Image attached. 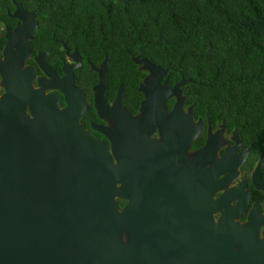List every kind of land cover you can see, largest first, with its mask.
Here are the masks:
<instances>
[{
  "label": "water",
  "instance_id": "obj_1",
  "mask_svg": "<svg viewBox=\"0 0 264 264\" xmlns=\"http://www.w3.org/2000/svg\"><path fill=\"white\" fill-rule=\"evenodd\" d=\"M22 18L17 30L31 36L36 24ZM21 42L22 58L28 44ZM6 54L0 62L5 89L0 95V264H264V232L261 239L257 237L264 218L258 205L248 222L232 221L245 205L244 199L227 207L218 224L214 222L213 212L240 189L212 198L216 186L226 181L216 182V170L234 159L230 151L209 172H199L210 158L214 136L195 156L188 172H122L179 168L201 122L186 131L182 122L189 117L177 112L168 128L163 121L164 101L182 92L186 80L168 87L166 76L159 85L166 69L142 58L155 75L144 80L143 115L134 121L118 107L122 88L113 108L103 105L101 72L97 100L104 113L118 119L127 142L120 148L116 134L102 128L113 140L110 154L78 124L84 106L78 90L69 84L67 68L65 81L54 84L66 101L64 108H58L54 95L30 90L31 73L18 72V56L11 59ZM30 96L35 101L29 106L32 116L25 109ZM154 126L160 127L161 144L150 138ZM243 159L240 154L232 167ZM178 173L185 188L192 185V191L200 175L204 203L199 210L187 212L185 206L171 202L170 196L178 191L170 180L175 181ZM118 198L128 200L122 209Z\"/></svg>",
  "mask_w": 264,
  "mask_h": 264
},
{
  "label": "trees",
  "instance_id": "obj_2",
  "mask_svg": "<svg viewBox=\"0 0 264 264\" xmlns=\"http://www.w3.org/2000/svg\"><path fill=\"white\" fill-rule=\"evenodd\" d=\"M17 1L34 14L35 41L73 43L93 64L108 57L109 82H122L133 110L146 74L136 69L137 55L165 68L169 85L186 80L194 119L233 132L249 147L245 166L259 156L264 162V0Z\"/></svg>",
  "mask_w": 264,
  "mask_h": 264
},
{
  "label": "flooded vegetation",
  "instance_id": "obj_3",
  "mask_svg": "<svg viewBox=\"0 0 264 264\" xmlns=\"http://www.w3.org/2000/svg\"><path fill=\"white\" fill-rule=\"evenodd\" d=\"M0 6V62L6 60V52H8L11 59H15V56H18L17 60L19 59V64L17 71L31 73L27 85L30 90L32 92L40 91L43 96H47L48 94L54 95V102L58 108H64L66 106V101L63 91L54 84L65 81L63 78H65L67 72L64 70V67L67 68L69 76H71V78H69V84L73 85L78 90L84 106L77 119L80 127L89 135L97 139L110 152V154H112L113 140L106 131L102 130V128L110 130L116 134L120 140V148H124L127 145V142L122 137V132L118 128V119L104 113L100 101L97 100V98H99L97 86L100 74L103 72L105 88L100 97L103 105L106 106L107 109L113 108L115 106L114 102L118 97L119 89L122 88L123 91L118 107L120 110L127 112L131 120L137 121L141 119L143 115L141 107L145 101V93L143 90L147 88L144 80L145 78L149 79L155 75L154 72H151L145 67L146 63L142 60V57L137 55L132 57L133 62L136 64V69L143 70L146 73L137 84V92L141 94V98L137 108L133 110L125 99V88L122 82L116 78H112L110 80L111 83L109 82L106 66L108 57L105 56L101 62L93 64L78 53L77 48L73 43L67 44L62 40H54L52 42L35 41L34 39L36 38V35L34 34V31L38 27V23L34 18V14L27 10L22 2L17 0H10L9 2L5 0L0 1ZM22 17L30 18V21L36 24L31 31V36L25 34L22 36L20 31L17 30V27L21 26L24 22ZM21 41H27L28 44V53L22 58L23 45ZM78 59L79 67H77ZM85 64H87V67H85ZM166 76L167 79L165 81ZM89 79L96 80L93 81L89 87L81 86ZM2 80L3 74L2 71H0V95L5 91ZM164 81L166 86H172L167 83V73L160 78L158 84H163ZM169 98L173 99L172 104L170 105L167 104ZM169 98L164 101L165 117L163 119L168 128L172 117L177 112L182 114L183 117H189V120L184 118L182 122V126L186 131L194 129V127L201 122L198 135L192 138L185 148L182 161L179 162V168L172 169L171 166V168L168 169H134L122 170V172H188L189 168L193 165L195 156L202 153L201 151L207 145L208 139L211 136H214L212 139V147L210 149V158L202 165L201 170L199 171L200 174L202 172H209L214 164H219L221 159H223L225 154L229 151L232 152L234 159L240 154H244V159L239 165H237V167H232L231 163L234 159L231 158L232 160L223 162L222 169L219 167V169L216 170V182L221 180L226 181L222 186H216L213 191V199L217 200L221 198L226 192L234 188L240 189L235 195L230 197L226 205L213 212L212 215L214 222L218 224L222 213L226 211L227 207H234L241 199H244L245 205L238 215L232 216L233 222H248L255 205H258L257 208L261 218H264V162L262 161L261 156H259L251 167L245 166L250 153V150L248 149L249 147H246L240 142L237 144L233 132L228 133L222 124H219L216 128H213L210 123H207L206 125L201 117L195 120L191 106H186L185 103L184 105L183 103L180 104L176 96H171ZM31 103H35L32 96L28 98L25 105L26 114L29 116H32L29 109ZM150 138L157 144H161L162 136L159 126H154L152 128ZM198 139L201 140V142L198 141ZM112 161L116 163V158L112 157ZM234 172L235 174H233ZM170 181H173V186L174 188H177L178 191L170 196L173 204L185 206L187 212L191 210L193 211L194 208H197V210L201 208L204 203V194L201 190L202 181L200 175L195 180L196 188H193V191L192 185H186L185 188L182 183L183 179L180 177L179 173L175 178V181L174 179H171ZM121 185L122 184L120 183L119 186ZM181 188L184 189L181 190ZM122 199H124L125 204L120 209H122L128 201L126 198ZM188 222L189 221L186 222V225H190ZM263 232L264 222H260L257 237L261 239L263 237Z\"/></svg>",
  "mask_w": 264,
  "mask_h": 264
},
{
  "label": "rangeland",
  "instance_id": "obj_4",
  "mask_svg": "<svg viewBox=\"0 0 264 264\" xmlns=\"http://www.w3.org/2000/svg\"><path fill=\"white\" fill-rule=\"evenodd\" d=\"M176 97L178 98V101L180 102V104L181 103H183V105H184V95L182 96V92H178V94L176 95ZM182 105V106H183ZM190 108V107H189ZM188 113L190 114V112L188 111ZM122 239L125 241L126 240V234L125 233H123L122 234Z\"/></svg>",
  "mask_w": 264,
  "mask_h": 264
}]
</instances>
